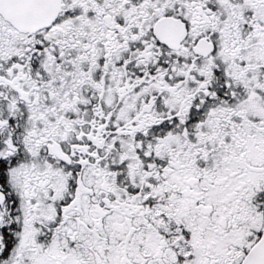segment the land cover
Instances as JSON below:
<instances>
[{"label":"snow or ice","instance_id":"obj_1","mask_svg":"<svg viewBox=\"0 0 264 264\" xmlns=\"http://www.w3.org/2000/svg\"><path fill=\"white\" fill-rule=\"evenodd\" d=\"M0 264H264V0H0Z\"/></svg>","mask_w":264,"mask_h":264}]
</instances>
